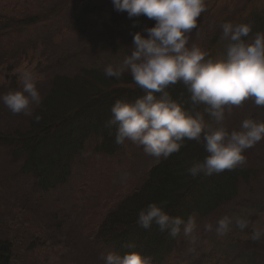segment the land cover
Returning a JSON list of instances; mask_svg holds the SVG:
<instances>
[{"label":"rangeland","instance_id":"rangeland-1","mask_svg":"<svg viewBox=\"0 0 264 264\" xmlns=\"http://www.w3.org/2000/svg\"><path fill=\"white\" fill-rule=\"evenodd\" d=\"M53 4L61 6V10L67 4L74 6L69 0H0V15L10 14L15 19L37 16L36 14ZM206 7L207 10L198 20V29L190 34L189 46H200L212 58H220L225 51L226 42L221 39L222 23H249L252 28L256 26L252 32L259 29L260 25L264 26L262 20L257 18L259 15L264 17V0H206ZM103 9L108 10L105 4ZM122 15L119 21L113 23L101 11L90 18L78 33L74 29L53 37L58 26L55 28L50 22H37L16 31L6 29L0 32V82L9 86L16 81L17 90L22 87L21 70L30 68L38 78L37 88L43 99V94L49 90L52 79L58 74L78 77L90 68L104 69L108 64L120 65L129 54V46H126L123 38L140 31L131 27L142 29L155 25V20L144 15L129 18L126 11ZM30 39H39L38 42L47 49L43 51L40 47L23 44ZM19 44L23 45L14 48ZM24 45L30 47V54H27ZM199 111L204 113V105H200ZM204 115L209 124L215 127L212 119L206 113ZM250 117L264 121V107H258L252 99H247L241 106L233 107L230 113L226 112L224 126L229 132L239 130L242 121ZM29 118L23 114H12L0 102V131H12L16 126L26 127ZM98 144L99 140L95 138L80 152L69 155L68 162L72 171L65 179L64 188L52 189L51 196L34 193L28 203L24 201L25 198L22 199V204L27 203L25 208L18 199L24 197V186L30 179L26 174L23 176L15 164L7 165V160L10 159L7 149L0 147V238L8 235L16 239L22 234V238L25 239L26 236V240L31 239L32 236L27 231L46 228V223L41 226L37 222V219L41 220V214L52 212L57 215L59 207L61 212L64 210L69 214L70 207L81 202L82 205L76 207L71 223L75 224L77 221V226L82 227L76 229V234L80 231L85 236L94 232L98 218L115 208L127 189L131 190L141 183L146 171L156 160L148 156L142 146L131 141H128L122 151L116 152L115 158L96 151ZM244 155L246 162L234 168L238 169L239 174L230 182L235 195L229 206L221 205L212 214L194 217L191 235L180 237L176 248L172 247L174 250L165 259V264H264V238L259 241L250 239L253 226L264 228V139L247 149ZM74 177H80L81 181L70 184V179ZM87 181L92 182V186L89 192H82V186ZM59 193L62 196H58ZM89 195L95 201L84 205ZM80 211L83 214L79 217ZM225 216L245 217L250 221L249 227L241 231L233 222L231 231L224 236H218L217 222ZM63 223V228H66V223ZM84 225H87L86 229H83ZM66 238L68 242L63 237L59 241L61 248L57 253H50L48 249L40 246L32 250L23 249L25 246L18 248L21 257L15 263H98V255H92V258L87 254L79 255L75 249H71L73 246L69 247V238ZM102 250L105 254L110 252V248Z\"/></svg>","mask_w":264,"mask_h":264},{"label":"trees","instance_id":"trees-1","mask_svg":"<svg viewBox=\"0 0 264 264\" xmlns=\"http://www.w3.org/2000/svg\"><path fill=\"white\" fill-rule=\"evenodd\" d=\"M69 1L73 2L74 6L70 7L67 4L61 10V6L53 4V7L49 6L36 14L37 16L29 15L15 19L10 14L8 16L1 14L0 32L6 29L16 31L21 27L35 25L37 22H50L55 28L56 25L58 26L53 37L74 29L78 33L90 18L101 11L106 13L107 19L113 23L123 17L122 12L115 10L112 0ZM103 4L108 10L103 9ZM257 18L264 23L263 16L259 15ZM255 27L252 30L256 29ZM131 28L142 32L146 29V27ZM261 31H264L263 25L244 39L248 40ZM143 34L147 35L146 32ZM38 40L30 39L23 44L40 47L43 51L47 49ZM123 41L129 46L130 54L133 34L123 38ZM25 47L27 54H30V47ZM81 74L78 77L56 75L51 81L49 90L43 94L45 97L42 103L38 107H33L34 114L29 118L27 126H16L12 131H0V147L7 149V156L10 158L7 160V165L15 164L19 172H22L23 176L26 174L30 179L24 186L25 195H22L24 197L18 199L24 208L34 193L51 196L52 189L62 188L65 179L72 171L68 156L80 152L86 145L89 146L93 139L99 140V148L96 151L112 158H115L116 152L122 151L128 143L126 140L124 144L117 145L115 127L109 129L105 127V123L110 118L111 108L117 99L133 101L144 94L143 90L135 84L128 72L119 79L106 77L104 69L90 68ZM15 84L16 81H13L12 85L6 86L0 82V96L7 91H15ZM166 90L173 99L184 104L186 108L199 111L200 105L191 104L190 93L183 83L169 85ZM35 115L41 117L39 122H36ZM204 119L209 124L205 115ZM207 155L203 139L185 140L180 150L167 160H155L146 171L141 183L131 190L127 189L124 197L118 201V205L100 216L95 223L96 230L88 235L83 236L80 231L76 234V229L82 227L77 226V221L75 224L71 223L76 207L81 206L82 202L71 206L69 214L64 210L61 212L60 207L57 215L52 212L41 214V220L37 219V222L41 226L46 223V228L27 231L32 236L31 239L26 240V236L25 239L22 238V234L16 239L8 235L0 238V264H17L15 261L21 257L18 248L23 246L26 250L40 246L48 249L50 253H57L61 248L59 241L62 237L66 242H68L66 237L69 238V247L73 246L71 249H75L79 255L87 254L91 258L92 255H98L100 260L96 264H103L102 258L106 254L102 249L105 248H110V252H118L121 255L137 251L150 257L152 264H165V259L176 248L180 237L182 238L184 234L173 238L167 232L160 231L155 224L149 229H144L136 223L137 215L151 202H165V211L173 217H182L185 221L189 217L194 219L212 214L220 209L221 205L229 206L235 195L230 182L239 174L238 169L225 170L211 177L196 178L187 172V168L193 162L203 161ZM79 180L81 181L80 177H74L70 179V184ZM91 183L87 181L83 184L81 191L89 192ZM58 196H62V193ZM24 198L27 203L22 204L21 200ZM93 199L94 197L89 195L84 205L95 201ZM81 214L83 213L80 211L79 217ZM63 222L66 223V228H63ZM86 227L87 225H84L83 229ZM92 245L97 247L99 245V248Z\"/></svg>","mask_w":264,"mask_h":264},{"label":"clouds","instance_id":"clouds-1","mask_svg":"<svg viewBox=\"0 0 264 264\" xmlns=\"http://www.w3.org/2000/svg\"><path fill=\"white\" fill-rule=\"evenodd\" d=\"M115 10L127 12L129 18L146 16L155 20L153 27L133 34L130 54L118 66L108 64L104 75L119 79L130 73L143 95L133 101L117 99L105 127H115V143L126 140L142 146L144 152L156 160H167L178 152L185 140L203 139L208 155L203 161L193 162L187 172L193 177H211L232 170L246 162L245 151L264 139V121L246 118L239 130L228 131L224 126L226 112L252 99L264 107V31L249 40L252 25L224 22L221 39L226 42L224 54L212 58L198 45L189 46V37L198 29V20L207 10L206 0H112ZM37 76L30 68L20 72L22 87L0 96L14 115L33 116V106L42 103L37 88ZM183 83L190 93L193 106L204 105L215 127L207 124L200 111L186 108L166 90L169 85ZM36 122L41 117L35 115ZM241 231L249 227V219L225 216L217 222L216 234L224 236L231 225ZM136 223L149 229L153 224L162 232L176 238L190 236L194 220L171 216L165 202H151L142 208ZM211 228V225L208 226ZM264 238V228L253 226L250 239ZM129 247H133L129 245ZM103 264H152L150 257L137 251L123 255L109 252Z\"/></svg>","mask_w":264,"mask_h":264}]
</instances>
